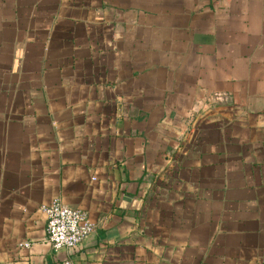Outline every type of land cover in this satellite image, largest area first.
<instances>
[{
	"label": "crops",
	"instance_id": "1",
	"mask_svg": "<svg viewBox=\"0 0 264 264\" xmlns=\"http://www.w3.org/2000/svg\"><path fill=\"white\" fill-rule=\"evenodd\" d=\"M0 264H264V0H0Z\"/></svg>",
	"mask_w": 264,
	"mask_h": 264
},
{
	"label": "built area",
	"instance_id": "2",
	"mask_svg": "<svg viewBox=\"0 0 264 264\" xmlns=\"http://www.w3.org/2000/svg\"><path fill=\"white\" fill-rule=\"evenodd\" d=\"M43 209L48 217V240L55 250L77 247L94 230L84 211L65 205L60 200L53 201Z\"/></svg>",
	"mask_w": 264,
	"mask_h": 264
}]
</instances>
